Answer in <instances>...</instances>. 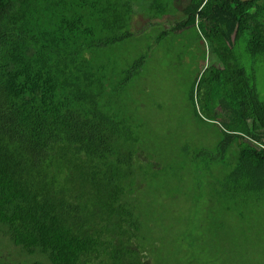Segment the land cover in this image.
<instances>
[{"label": "trees", "instance_id": "trees-1", "mask_svg": "<svg viewBox=\"0 0 264 264\" xmlns=\"http://www.w3.org/2000/svg\"><path fill=\"white\" fill-rule=\"evenodd\" d=\"M171 1L139 6L157 19L174 15ZM131 18L117 0H0V264H150L148 201L135 186L145 152L128 100L149 56L118 69L111 56L133 36ZM187 26L219 62L199 79L204 112L224 127L216 150L238 154L218 194L261 201L264 98L234 46L264 60V0H189L157 40ZM108 69L117 77L103 85ZM209 176L210 187L224 182Z\"/></svg>", "mask_w": 264, "mask_h": 264}, {"label": "rangeland", "instance_id": "rangeland-1", "mask_svg": "<svg viewBox=\"0 0 264 264\" xmlns=\"http://www.w3.org/2000/svg\"><path fill=\"white\" fill-rule=\"evenodd\" d=\"M142 1L117 0L131 11L133 36L121 43L125 49L113 51L111 56L117 61L116 69L145 51L149 56L128 85L129 103L138 107L133 118L139 125V147L145 152L138 155L135 186L142 184L139 192L148 201L142 233L146 247L152 246L154 251L145 252L147 259L150 264H264V198L256 202L249 195L247 204L245 192L218 194L221 185L229 184L224 179L238 162V154L216 150L224 127L204 112L205 85L199 79L210 64L219 62L214 61L210 43L196 26L157 40L161 31L169 30L182 17L189 0H172L174 15L157 19L142 14ZM234 50L246 71H254L257 91L264 98V60L246 53L243 40ZM106 74L103 85L112 75L109 69ZM145 171L158 176L142 180ZM208 176L224 182L210 187L205 181Z\"/></svg>", "mask_w": 264, "mask_h": 264}]
</instances>
